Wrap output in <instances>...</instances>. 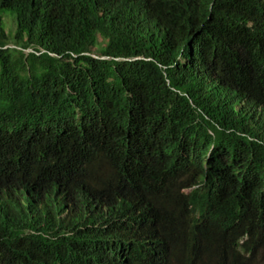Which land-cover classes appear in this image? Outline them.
Masks as SVG:
<instances>
[{
    "label": "trees",
    "instance_id": "1",
    "mask_svg": "<svg viewBox=\"0 0 264 264\" xmlns=\"http://www.w3.org/2000/svg\"><path fill=\"white\" fill-rule=\"evenodd\" d=\"M263 251L264 0H0V264Z\"/></svg>",
    "mask_w": 264,
    "mask_h": 264
},
{
    "label": "rangeland",
    "instance_id": "2",
    "mask_svg": "<svg viewBox=\"0 0 264 264\" xmlns=\"http://www.w3.org/2000/svg\"><path fill=\"white\" fill-rule=\"evenodd\" d=\"M1 17H2V26L5 32L10 35L14 34L16 30V19L13 12L9 10H5L1 13ZM259 258L260 260L258 264H264V251L262 252V256Z\"/></svg>",
    "mask_w": 264,
    "mask_h": 264
}]
</instances>
